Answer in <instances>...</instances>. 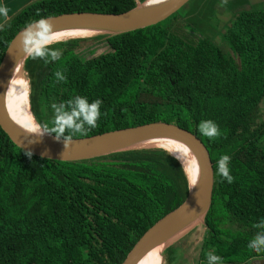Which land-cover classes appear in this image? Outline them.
<instances>
[{
    "label": "trees",
    "instance_id": "1",
    "mask_svg": "<svg viewBox=\"0 0 264 264\" xmlns=\"http://www.w3.org/2000/svg\"><path fill=\"white\" fill-rule=\"evenodd\" d=\"M132 0H40L0 27L11 38L45 17L122 13ZM179 11V10H178ZM176 11L124 33L72 37L28 54V111L45 134L84 138L151 122L193 133L213 171L194 264L264 258V7L232 15L229 54L173 34ZM50 48L48 53L44 50ZM189 191L181 163L157 145L79 161L26 153L0 130V264H120L137 239ZM161 264L185 263L173 248ZM180 261V262H179ZM180 263V264H181Z\"/></svg>",
    "mask_w": 264,
    "mask_h": 264
},
{
    "label": "water",
    "instance_id": "2",
    "mask_svg": "<svg viewBox=\"0 0 264 264\" xmlns=\"http://www.w3.org/2000/svg\"><path fill=\"white\" fill-rule=\"evenodd\" d=\"M188 1L168 0L149 8H143V2L128 11L116 14L74 12L45 17L20 29L7 44L0 61V130L14 146L26 153L48 160L79 161L139 147L138 143L147 140L169 137L184 143L195 154L199 172L193 185L189 182L185 199L146 229L120 264H136L163 234L170 233L163 241L166 243L186 221L197 215L202 217L209 206L213 186V171L205 146L193 133L163 122L146 123L84 138L59 139L47 134L46 138L34 137L15 128L7 120L3 111L5 83L26 47L46 33L67 28L102 32L98 34L130 32L163 21ZM170 154L178 160L175 155Z\"/></svg>",
    "mask_w": 264,
    "mask_h": 264
},
{
    "label": "bare ground",
    "instance_id": "3",
    "mask_svg": "<svg viewBox=\"0 0 264 264\" xmlns=\"http://www.w3.org/2000/svg\"><path fill=\"white\" fill-rule=\"evenodd\" d=\"M166 1L168 0H145L143 3V8L154 7ZM98 33L102 32L85 28L59 29L40 36L26 47L25 51H23V54L20 56V58L10 71L4 88L3 111L7 120L15 128L34 137L46 138V134H44L38 128L28 111L27 85L21 76V66L23 63V59L29 53L51 42L70 37L90 36ZM146 144L157 145L175 155L181 162V164L184 166L189 178L190 185H193L194 181L198 176L199 166L195 154L184 143L173 138L162 137L147 140L138 143L137 145L140 146ZM193 219L194 218H191L184 224H182L173 235L185 230L191 224ZM169 235V232L163 234L153 246H151L148 250L144 252V254L141 256V258L136 264H160L159 251L163 241L167 239Z\"/></svg>",
    "mask_w": 264,
    "mask_h": 264
},
{
    "label": "rangeland",
    "instance_id": "4",
    "mask_svg": "<svg viewBox=\"0 0 264 264\" xmlns=\"http://www.w3.org/2000/svg\"><path fill=\"white\" fill-rule=\"evenodd\" d=\"M262 7H264V0H189L179 11L177 10L178 13L183 12L184 23L180 22L176 24L173 28V34L187 44H193L201 37H209L224 54H229L227 45L223 40V35L232 15L240 11L255 10ZM49 50L50 48L45 49L44 53H48ZM30 67L31 64L21 66V76L26 82L27 87L31 73ZM262 115H264V102H261L259 105V116ZM262 144L264 145V139ZM200 216L194 217L191 224L185 230L193 224H199ZM164 244L161 246L159 254ZM248 264H264V258H256Z\"/></svg>",
    "mask_w": 264,
    "mask_h": 264
},
{
    "label": "crops",
    "instance_id": "5",
    "mask_svg": "<svg viewBox=\"0 0 264 264\" xmlns=\"http://www.w3.org/2000/svg\"><path fill=\"white\" fill-rule=\"evenodd\" d=\"M40 1V0H0V27L9 21L15 14H17L20 10L24 7L28 6L29 4ZM135 5H139L143 3L145 0H132ZM204 237V229L203 226L199 224L191 225L187 230L177 234L176 236L169 239L163 246V248H173L174 251L179 255L180 261L183 259L184 264H194L190 257L184 258L183 257V245L186 248L194 247L197 251L201 246L199 245V241L202 240ZM256 258H251L247 260L244 264H248L251 260ZM179 261V262H180ZM181 263V262H180ZM174 262L173 264H180ZM183 264V263H181ZM197 264H206L205 262L200 263L198 261Z\"/></svg>",
    "mask_w": 264,
    "mask_h": 264
}]
</instances>
